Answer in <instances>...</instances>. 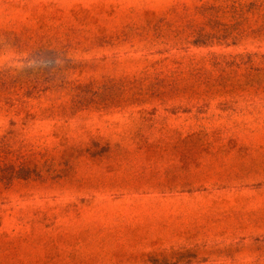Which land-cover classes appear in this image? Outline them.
<instances>
[{
    "label": "rangeland",
    "instance_id": "obj_1",
    "mask_svg": "<svg viewBox=\"0 0 264 264\" xmlns=\"http://www.w3.org/2000/svg\"><path fill=\"white\" fill-rule=\"evenodd\" d=\"M0 264H264V0H0Z\"/></svg>",
    "mask_w": 264,
    "mask_h": 264
}]
</instances>
